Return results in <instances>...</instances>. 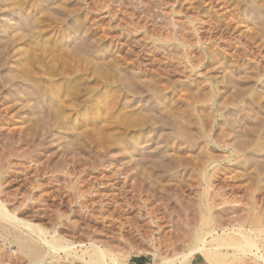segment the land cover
I'll return each mask as SVG.
<instances>
[{"label":"rangeland","instance_id":"1","mask_svg":"<svg viewBox=\"0 0 264 264\" xmlns=\"http://www.w3.org/2000/svg\"><path fill=\"white\" fill-rule=\"evenodd\" d=\"M6 2L0 201L18 221L125 264L186 252L209 207L218 234L264 229V0ZM19 230L0 227V264L38 260ZM47 250L35 264H84Z\"/></svg>","mask_w":264,"mask_h":264},{"label":"bare ground","instance_id":"2","mask_svg":"<svg viewBox=\"0 0 264 264\" xmlns=\"http://www.w3.org/2000/svg\"><path fill=\"white\" fill-rule=\"evenodd\" d=\"M13 1H16V0H13ZM8 2V0H7ZM6 2V3H7ZM14 3V2H13ZM12 3V4H13ZM41 7V6H39ZM19 8V7H18ZM34 8V7H33ZM41 10V9H39ZM43 10V9H42ZM20 11V10H19ZM23 12V10H21ZM26 12V11H25ZM41 14V13H40ZM39 15V14H38ZM23 17V16H22ZM21 17V19H22ZM41 17V16H40ZM32 18V17H31ZM28 19V18H27ZM34 20L35 17H34ZM34 20L31 23L34 22ZM25 22V21H24ZM28 22V21H27ZM26 22V23H27ZM41 23V22H40ZM27 25V24H26ZM29 25V24H28ZM27 25V26H28ZM3 26V25H2ZM21 27V26H20ZM29 27V26H28ZM26 27V28H28ZM31 27H32V24H31ZM30 27V28H31ZM1 28V27H0ZM25 28V29H26ZM29 28V29H30ZM41 28V27H40ZM36 29V28H35ZM35 29H33L35 31ZM3 30V28H2ZM1 30V31H2ZM16 30V29H15ZM14 30V31H15ZM57 30V29H56ZM17 31V30H16ZM39 31V30H38ZM37 31V32H38ZM3 32V31H2ZM12 32V31H11ZM22 32V31H20ZM23 33V32H22ZM29 33V32H28ZM31 33V32H30ZM29 33V35H30ZM15 33H13L14 35ZM24 34V33H23ZM21 35V34H20ZM18 35V36H20ZM16 36V37H18ZM22 36V35H21ZM15 37V36H14ZM24 37V36H23ZM22 37V38H23ZM27 37V36H26ZM25 37V38H26ZM20 38H18L19 40ZM31 39V37L29 38ZM11 41V40H10ZM14 41V40H12ZM11 41V42H12ZM31 41V40H30ZM43 41V40H42ZM35 42V41H34ZM33 43V42H32ZM47 43H45L46 45ZM16 45V44H15ZM20 45V44H19ZM30 45H33L30 43ZM36 44H34L35 46ZM44 45V44H43ZM49 45V44H48ZM41 46H42V43H41ZM30 48V46H28ZM33 47V46H32ZM36 47V46H35ZM44 47V46H43ZM27 48V47H26ZM32 50V49H31ZM34 50V49H33ZM32 50V51H33ZM36 50V49H35ZM43 50V49H42ZM53 50V48H52ZM55 50V49H54ZM47 51V50H46ZM25 52V51H24ZM37 52V51H36ZM43 52V51H42ZM26 53V52H25ZM25 53H23L24 56L23 59L26 57ZM53 53V52H52ZM51 54V53H50ZM49 54V55H50ZM58 54V53H57ZM22 55V54H21ZM56 55V54H55ZM51 56V55H50ZM48 57V56H47ZM29 58V57H28ZM35 58V57H34ZM52 58V57H51ZM61 59V58H60ZM27 60V59H26ZM36 60V59H35ZM23 61V60H22ZM51 61V60H50ZM53 61V59H52ZM62 61V59H61ZM22 63V62H21ZM25 63V61H24ZM54 64V62H51ZM29 64V63H27ZM37 64V62H36ZM60 64V62H59ZM63 64V63H62ZM60 64V65H62ZM20 65V64H19ZM24 65V64H22ZM21 65V66H22ZM50 65V64H49ZM29 66V65H28ZM27 66V67H28ZM51 66V65H50ZM63 66V65H62ZM17 67V66H16ZM23 67V66H22ZM25 67V66H24ZM23 67V68H24ZM41 67V66H40ZM76 67V66H75ZM19 69V66L17 67ZM21 68V67H20ZM32 68V67H31ZM51 68H53L51 66ZM17 69V70H18ZM25 69V68H24ZM27 69V68H26ZM25 69V70H26ZM49 69V68H48ZM59 69L60 66H59ZM64 69V68H63ZM23 70V69H22ZM20 70V71H22ZM33 71V70H32ZM52 71V70H50ZM76 71V70H75ZM19 72V71H18ZM25 72V71H24ZM23 72V74H24ZM53 72V71H52ZM60 72V71H59ZM67 72V71H66ZM34 73V72H32ZM36 73V71H35ZM34 73V74H35ZM64 73V72H63ZM38 74V73H36ZM66 74H69V72H67ZM27 75V74H26ZM52 75V74H51ZM53 75H55L53 73ZM57 75V74H56ZM25 77V75H23ZM58 76V75H57ZM21 77V75H20ZM23 77V78H24ZM55 77V76H53ZM26 78V77H25ZM48 78V77H47ZM260 78V77H259ZM262 78V77H261ZM15 79V78H14ZM29 80V79H28ZM32 80V79H31ZM29 80V81H31ZM106 80V79H105ZM35 82V81H34ZM33 82V83H34ZM146 84V83H145ZM76 85V84H74ZM135 85V84H134ZM147 85V84H146ZM48 86V85H47ZM78 85H76L77 87ZM141 86V85H140ZM75 87V86H74ZM136 87V86H135ZM67 89V88H66ZM70 89V88H69ZM68 90V89H67ZM73 90V89H72ZM75 90V88H74ZM138 90V89H137ZM135 89V91H137ZM139 91V90H138ZM140 92V91H139ZM66 93L68 94V92L66 91ZM136 93V92H135ZM138 94V93H137ZM66 95V94H65ZM73 96V95H72ZM41 97V96H40ZM75 97V96H74ZM66 98V97H65ZM88 101V100H86ZM78 103V101H76ZM256 102V101H255ZM59 103V102H58ZM68 103V102H67ZM86 103V102H85ZM69 104V103H68ZM55 105V104H54ZM71 104H69L70 106ZM108 105V103H107ZM52 106V105H51ZM57 106V104H56ZM53 107V106H52ZM52 107L50 108L51 111L53 110ZM55 107V106H54ZM53 107V108H54ZM49 108V107H48ZM58 108V107H56ZM146 108V107H145ZM55 109V108H54ZM263 109V108H262ZM49 110V109H48ZM56 110V109H55ZM54 110V111H55ZM59 110V109H58ZM106 110V109H105ZM146 110V109H145ZM57 111V110H56ZM61 112V111H59ZM57 111V113H59ZM152 111H150L151 113ZM148 113V112H147ZM53 114V113H51ZM118 114V113H117ZM149 115V113H148ZM154 116H156L154 113H153ZM174 115V114H173ZM52 116V115H51ZM53 116H56L53 114ZM65 116V115H64ZM63 116V117H64ZM134 116V115H133ZM151 116V115H150ZM60 117V113H59V116ZM63 117H61L63 119ZM118 117V116H117ZM116 117V118H117ZM122 118H124L123 116H121ZM138 117V116H136ZM140 117V115H139ZM138 117V118H139ZM128 119H130L129 117H127ZM142 118V117H140ZM139 118V119H140ZM150 118V117H149ZM161 118V117H160ZM165 118H166V115H165ZM168 118V117H167ZM125 119V118H124ZM127 119V121H128ZM132 119H135V118H132ZM171 119V118H170ZM170 119H167V120H170ZM58 120V119H57ZM65 120V119H64ZM119 120V119H117ZM126 120V119H125ZM124 120V121H125ZM150 120V119H149ZM161 120V119H160ZM66 121V120H65ZM63 121V122H65ZM120 121V120H119ZM133 121V120H132ZM172 121V120H171ZM170 121V122H171ZM136 122V121H135ZM155 122V121H154ZM159 122V121H158ZM157 122V123H158ZM164 122V120H163ZM66 123V122H65ZM111 123V122H110ZM63 124V123H62ZM139 124V123H138ZM150 124V123H148ZM156 124V123H155ZM65 125V124H63ZM62 125V126H63ZM70 125V124H69ZM67 125V126H69ZM151 125V124H150ZM168 125V124H167ZM61 126V127H62ZM66 126V125H65ZM86 126V125H84ZM138 126V125H137ZM141 126V125H140ZM172 126V125H171ZM94 127V126H93ZM96 127V126H95ZM153 127V126H152ZM71 128V125L70 127ZM73 128V127H72ZM172 128V127H171ZM98 129H101V128H98ZM115 130V129H114ZM119 130V129H118ZM252 133V132H251ZM207 134V133H206ZM256 134V133H255ZM112 136V135H111ZM113 137V136H112ZM116 137V136H115ZM247 137V136H246ZM114 138V137H113ZM248 138V137H247ZM117 139V138H115ZM250 139V137H249ZM252 140V138H251ZM118 142V141H117ZM212 142V141H211ZM248 143H250V140L247 141ZM120 143V142H119ZM224 143V142H223ZM246 144V143H245ZM244 144V145H245ZM251 144V143H250ZM224 145V144H223ZM221 146V145H220ZM225 146H228L227 143ZM230 146V145H229ZM250 146V145H249ZM128 153V152H127ZM130 154V153H129ZM128 154V155H129ZM209 189V188H208ZM5 202V201H4ZM3 201H0V227L4 229V231L8 232L11 231V230H14V232L18 233L17 231L19 230V227H24L26 228V230H28L29 232H27L28 234L22 236L19 234L15 235L14 236V239L12 241V243L16 244L17 246V249H21V250H24L25 251V255L27 257H33V258H37L36 260L37 261H34V262H31L32 264H35L37 262L40 261L39 259V256L42 257V248L46 247L48 250H47V253H52V254H57L59 252H63L64 254H66L68 257L69 256H73L79 260H81L84 264H125L121 261L122 258H119V257H115L114 255H112V253L106 251V250H103L100 248V246H98L97 244L95 243H89V246L85 248V251H82L81 255H78L76 252H73L72 249L74 247V245L70 242H61L60 239H57V238H51V240H47L46 238V231L41 228L40 226H35V225H31L30 223L26 222V221H18V218L15 214L14 211H9L5 205ZM211 208L212 205H211ZM213 214V213H212ZM201 215V213H200ZM213 216H215L213 214ZM256 216V215H255ZM254 216V217H255ZM253 217V216H252ZM258 217V216H256ZM256 219V218H255ZM258 219V218H257ZM257 219H256V222H257ZM212 221H213V218L211 217V214H210V207L207 208V212L205 213V215H203L202 219H201V224L200 226L197 228V231L193 237V243L192 245L189 247V249L180 254V255H175L173 260H166V259H163L161 262L162 264H191V261L192 259L197 256V255H200L203 259V261L206 263V264H233L234 262H243L245 260V258L247 257L248 258V254L253 256V259L256 261V262H263L264 263V236H263V233H264V229L261 227L260 228V224L258 225L255 220L253 221L252 219V225L250 226V233H247L245 231V225H239L237 226L236 229H227V230H224V231H220L221 235H219L215 230H214V227L212 225ZM200 223V222H199ZM198 223V224H199ZM250 223V222H249ZM194 228V227H193ZM235 228V226H234ZM25 230V229H24ZM21 231V230H19ZM194 231V229L192 230ZM6 232V233H7ZM23 234V232H21ZM208 237H210V241H207ZM93 242V241H92ZM95 242V241H94ZM86 246V245H85ZM225 250V252H224ZM229 250H231V253L229 252ZM255 251V252H254ZM115 254V253H114ZM152 254V253H151ZM156 254H154V257L156 258ZM40 257V258H41ZM120 260H119V259ZM157 259V258H156ZM162 259V258H161ZM159 260V258H158ZM248 260V259H247ZM251 261V259H250ZM159 262V263H161ZM157 263V261H156ZM155 262H153L152 264H156ZM158 263V264H159ZM244 263V262H243ZM151 264V263H150Z\"/></svg>","mask_w":264,"mask_h":264}]
</instances>
